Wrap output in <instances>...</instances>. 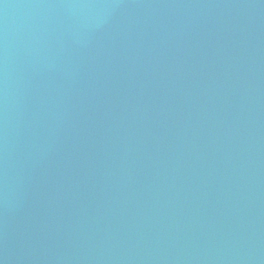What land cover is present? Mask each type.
<instances>
[{"label":"water","instance_id":"obj_1","mask_svg":"<svg viewBox=\"0 0 264 264\" xmlns=\"http://www.w3.org/2000/svg\"><path fill=\"white\" fill-rule=\"evenodd\" d=\"M0 264H264V0H0Z\"/></svg>","mask_w":264,"mask_h":264}]
</instances>
